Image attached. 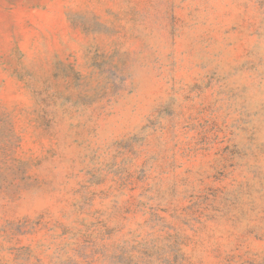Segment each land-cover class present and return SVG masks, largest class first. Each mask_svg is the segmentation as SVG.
Here are the masks:
<instances>
[{
    "label": "rangeland",
    "instance_id": "rangeland-1",
    "mask_svg": "<svg viewBox=\"0 0 264 264\" xmlns=\"http://www.w3.org/2000/svg\"><path fill=\"white\" fill-rule=\"evenodd\" d=\"M0 264H264V0H0Z\"/></svg>",
    "mask_w": 264,
    "mask_h": 264
}]
</instances>
